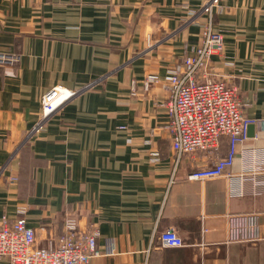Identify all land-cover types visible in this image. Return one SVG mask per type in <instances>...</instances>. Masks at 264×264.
Wrapping results in <instances>:
<instances>
[{
    "label": "crops",
    "instance_id": "1",
    "mask_svg": "<svg viewBox=\"0 0 264 264\" xmlns=\"http://www.w3.org/2000/svg\"><path fill=\"white\" fill-rule=\"evenodd\" d=\"M204 1L0 0V50L21 53L0 67V224L24 216L49 247L65 216L93 222L111 253L90 264H264V0H222L212 18L224 34L217 77L256 119L226 172L235 178H188L211 153L174 164L164 77L194 52ZM149 74L159 79L146 85ZM56 86L77 92L35 129ZM229 150L222 136L217 155ZM250 213L260 238L229 241V214ZM168 228L182 247L163 244Z\"/></svg>",
    "mask_w": 264,
    "mask_h": 264
},
{
    "label": "built area",
    "instance_id": "2",
    "mask_svg": "<svg viewBox=\"0 0 264 264\" xmlns=\"http://www.w3.org/2000/svg\"><path fill=\"white\" fill-rule=\"evenodd\" d=\"M221 1H204L200 11L209 20L203 26L194 52L185 53L178 67L164 77L169 90L165 106L171 147L176 152L175 166L183 155L198 151L216 155L211 166L198 168L188 175L193 180L220 176L235 178L226 172L233 165L239 147L248 139L250 124L256 123V119L243 113L239 86L217 77L216 57L224 50V34L213 27L212 18L221 6ZM18 61L16 52L0 50V67ZM158 79V75L149 74L144 82L149 85ZM76 92L63 86L46 91L41 97L42 122L36 129ZM222 136L228 137L230 150L226 155L218 156ZM10 181L17 182L18 177L14 175ZM64 220L59 244L45 247L39 244L36 228L30 226L24 216L10 221L3 215L0 224V259L6 258L9 264H90L93 258L111 253L109 250L102 251L98 246L100 232L97 224L92 222L85 225L73 215L65 216ZM227 232L231 242L257 240L260 238L257 216L254 213L229 214ZM160 238L166 247L184 245L182 237L173 228L160 233Z\"/></svg>",
    "mask_w": 264,
    "mask_h": 264
},
{
    "label": "rangeland",
    "instance_id": "3",
    "mask_svg": "<svg viewBox=\"0 0 264 264\" xmlns=\"http://www.w3.org/2000/svg\"><path fill=\"white\" fill-rule=\"evenodd\" d=\"M2 51V50H1ZM4 52H9V51H4ZM10 52H13V51H10ZM17 57H19V61L16 63L15 62V64H13V65H10V66H14V65H17V64H19V62H20V60H21V53H18L17 52ZM10 66H5V67H10ZM3 67V66H2ZM41 117V116H40ZM41 122H42V119H41ZM36 129V128H35Z\"/></svg>",
    "mask_w": 264,
    "mask_h": 264
}]
</instances>
